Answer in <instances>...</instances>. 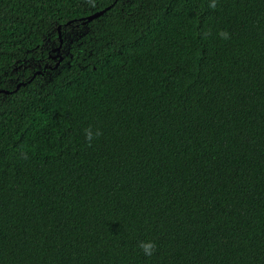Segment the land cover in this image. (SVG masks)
Segmentation results:
<instances>
[{
	"label": "trees",
	"instance_id": "16d2710c",
	"mask_svg": "<svg viewBox=\"0 0 264 264\" xmlns=\"http://www.w3.org/2000/svg\"><path fill=\"white\" fill-rule=\"evenodd\" d=\"M0 264H264V0H0Z\"/></svg>",
	"mask_w": 264,
	"mask_h": 264
},
{
	"label": "clouds",
	"instance_id": "9594fccd",
	"mask_svg": "<svg viewBox=\"0 0 264 264\" xmlns=\"http://www.w3.org/2000/svg\"><path fill=\"white\" fill-rule=\"evenodd\" d=\"M211 6L215 7V3H213ZM218 35L223 39H228V36H229V34L227 32H224V31H221ZM84 132H85V139L89 143H91V141L94 138V133H93L91 127L85 129ZM99 135H100V132H99V130H97L95 132V136H99ZM138 247L142 251V253L145 257H152L156 251L157 245L152 240H146V241H140L138 244Z\"/></svg>",
	"mask_w": 264,
	"mask_h": 264
},
{
	"label": "water",
	"instance_id": "95a60500",
	"mask_svg": "<svg viewBox=\"0 0 264 264\" xmlns=\"http://www.w3.org/2000/svg\"><path fill=\"white\" fill-rule=\"evenodd\" d=\"M108 9H109V8H107V9L104 10V11L98 12V13L92 15V16H89V17L86 19V22H87V23H90V22L93 21L94 19H97L98 17L102 16V15H103ZM60 39L62 40V36H61V34H60ZM19 88H20V86H18L17 89H19ZM1 92L6 93V94H9V92H7V91H1Z\"/></svg>",
	"mask_w": 264,
	"mask_h": 264
}]
</instances>
